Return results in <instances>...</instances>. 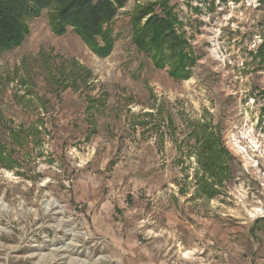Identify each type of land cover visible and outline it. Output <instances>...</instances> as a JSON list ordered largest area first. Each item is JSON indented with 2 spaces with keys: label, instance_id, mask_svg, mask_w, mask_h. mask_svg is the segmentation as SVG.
Instances as JSON below:
<instances>
[{
  "label": "rangeland",
  "instance_id": "374dc122",
  "mask_svg": "<svg viewBox=\"0 0 264 264\" xmlns=\"http://www.w3.org/2000/svg\"><path fill=\"white\" fill-rule=\"evenodd\" d=\"M163 1L187 80L133 42ZM28 24L0 55V264H264V0H129L106 59Z\"/></svg>",
  "mask_w": 264,
  "mask_h": 264
},
{
  "label": "trees",
  "instance_id": "16d2710c",
  "mask_svg": "<svg viewBox=\"0 0 264 264\" xmlns=\"http://www.w3.org/2000/svg\"><path fill=\"white\" fill-rule=\"evenodd\" d=\"M129 0H0V55L22 45L30 34L28 22L47 12L49 26L56 36L72 30L98 58L114 51L116 37L111 25ZM139 9L132 19L133 42L148 55L156 68L169 67V75L179 81L191 76L197 59L187 53L188 41L182 23L168 6L160 10ZM219 160L220 155H217ZM209 167V166H207ZM206 167V168H207Z\"/></svg>",
  "mask_w": 264,
  "mask_h": 264
},
{
  "label": "crops",
  "instance_id": "0c3cea01",
  "mask_svg": "<svg viewBox=\"0 0 264 264\" xmlns=\"http://www.w3.org/2000/svg\"><path fill=\"white\" fill-rule=\"evenodd\" d=\"M186 252H188V253H185L182 251V253L187 254L188 257L190 255L189 253H192V251L188 248H186ZM156 255H158V254L154 253V255L152 256L154 258H152V263H150V264H178V263H175L176 260L174 258L170 261H168L166 259H164V261H162V260L159 261V259H157L158 257ZM226 262H227V264H230V262L227 259H226Z\"/></svg>",
  "mask_w": 264,
  "mask_h": 264
}]
</instances>
